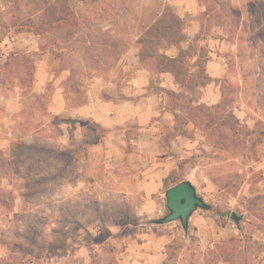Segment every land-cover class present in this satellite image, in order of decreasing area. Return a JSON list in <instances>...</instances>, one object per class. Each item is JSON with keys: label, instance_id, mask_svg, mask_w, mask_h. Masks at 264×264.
Returning <instances> with one entry per match:
<instances>
[{"label": "crops", "instance_id": "0c3cea01", "mask_svg": "<svg viewBox=\"0 0 264 264\" xmlns=\"http://www.w3.org/2000/svg\"><path fill=\"white\" fill-rule=\"evenodd\" d=\"M231 1L234 6L241 5L237 0ZM240 1L260 10L264 6V0ZM169 4L175 15L185 21V38L179 44L157 48V53L187 64L185 74L187 82H192L191 88L181 81L174 69H152L147 65L148 61H142L140 41L120 54L106 76L87 77L85 73H79L78 81L82 83L79 90L72 85L76 68L62 62L51 47L43 49L32 32L20 30L2 42L0 55L3 57L4 54V59L9 53L10 57L26 55L33 58L35 79L32 90L47 91L48 94L44 112L35 108L37 115L49 123L48 130L45 133L36 131V134L46 135V150L50 156L55 157L54 152H61L65 159L62 172L56 173L53 167L57 164L52 163L45 177L33 179L65 184L60 191L49 193L53 204L48 207V213L53 215V220L47 229L53 231L60 222L64 231L70 229V221H65V216L58 218L59 221L55 216L70 214L66 205L75 195L79 200V215L84 218L78 220L77 240L72 242L68 233L67 241L57 249L60 253H51L48 261L41 255L25 253L21 236L12 239L8 235L12 225L21 229L17 217L27 211L24 196L14 189L10 194L11 203L7 205L0 196V264H90L93 259L90 253L99 243L94 240L103 227L109 232L105 240L111 245H116V240L124 242L117 255V264H164L168 241L164 233L166 226L153 222L163 208L164 183L187 155L200 148L199 144L208 150H218L211 140L212 130H224L228 142L221 150L228 153L227 159H234L230 153L236 151L245 159L247 150L254 147L251 160L258 169L255 182L264 188V98L260 84L264 67L251 68L253 83L247 82L244 73L249 64L238 62L236 42H231L228 33L216 25L205 0H169ZM260 16H264L263 12ZM189 42L194 46L183 59L181 49L188 47ZM198 63L206 76L202 81L195 72ZM82 71L84 68L77 69V72ZM229 82L238 86L231 100L227 99L225 89ZM249 86L250 92L246 89ZM14 95H19L18 90ZM28 97L8 106L11 97L0 94V130L2 122L6 125L8 115L15 113L21 118V113L29 108ZM6 107H10L8 111H4ZM241 130L256 133L254 144L248 143ZM4 134L22 138L17 131L6 130ZM35 148L40 152L45 149ZM16 171L8 182L26 180ZM104 201L108 206L120 208L119 214L132 215L134 221L103 220L99 216L103 213ZM61 202L63 206H57ZM36 208L41 213L37 206L33 210ZM88 214L94 215L95 219H86ZM192 224L199 235L196 244L201 248L229 244L241 231L240 226L234 227L229 221L217 222L215 216L199 215ZM126 230L131 232L124 233ZM258 231L264 242L263 231ZM181 243L185 246L184 243L189 241L185 239ZM229 262L220 259L215 264Z\"/></svg>", "mask_w": 264, "mask_h": 264}, {"label": "rangeland", "instance_id": "374dc122", "mask_svg": "<svg viewBox=\"0 0 264 264\" xmlns=\"http://www.w3.org/2000/svg\"><path fill=\"white\" fill-rule=\"evenodd\" d=\"M205 1L208 4V13L215 20L216 25L221 26L228 33L231 42H236L235 53L238 62L249 64V69L244 74H247V82L253 83L251 68L257 70V66L264 67V16H260L261 12L264 14V6L260 10L240 0H237L241 3L240 6L232 5L231 0ZM54 5H60L63 13L77 6L73 8L78 11L75 21L71 18L66 23H62L61 27L49 31L34 30L33 27L39 25L42 20L51 19L50 8ZM174 15L169 0H0V51L2 42L15 36L18 28L22 27L23 31H30L38 37L43 49L47 46L51 47V51L58 53L62 62L70 63L76 68L75 81L72 85L79 90L81 83L78 81L79 73H85L87 77L95 74L106 76L120 54L135 42L151 38V47L165 49L171 44L184 40L185 21L179 19L178 22ZM193 46L194 43L189 42L188 47L181 49L183 59ZM9 54L5 59L4 54L3 57L0 55V94L5 98L11 97L8 106L15 105L14 101L21 102L25 96H29L30 104L23 114L20 112L21 118L19 114H10L6 125L4 126L3 122L1 124L3 128L0 130V196L4 198L6 205L11 203L10 194L14 189L19 190L24 196L23 203L27 211L17 217L22 225L21 229L18 227L15 229L12 225L8 235L12 239L21 236L26 246L23 248L25 253L41 255L43 259L48 260L51 253H60L57 249H61L63 242L67 241L68 233L72 242L77 240L78 220L83 219L84 216L79 215V200L75 195L69 201V205H66L70 214L55 216L57 221L61 216H65V221H70V229L64 231L61 222L53 231L47 229L48 223L53 220V215L48 213V207L53 204L49 193L52 190L60 191L65 184L33 179L36 176L45 177L52 163L57 164L53 167L56 173L62 172L65 159L61 152H54L57 156L52 157L46 150L48 144L44 133L48 130L49 123H46L47 120L43 116L40 118L37 115L35 108L44 112L43 107L48 94L47 91L38 93L32 90L35 79L32 71L33 58L26 55L10 57L11 53ZM186 65L181 62L174 67L179 78H182ZM80 67L84 68V71L77 72ZM260 84L263 86L261 96L264 98V72ZM225 86L227 99L231 100L238 91V86L231 82ZM14 87H18L16 89L19 92L18 96L14 95L16 92ZM246 89L249 92L251 90L250 86ZM9 108L6 107L4 111H8ZM6 130H12L14 133L17 131V134L21 133L22 138L18 135L16 137L5 135ZM40 130L44 133L37 135L36 131L40 132ZM30 133L32 136H29ZM211 133V140L218 150H208L199 144L200 148L187 155L179 168L164 183L161 195L163 208L156 218L167 212L164 191L178 183L177 181L185 179L192 181L197 194L210 205L209 209L198 208L190 215L186 231L178 220L164 223L166 226L164 233L168 240L164 264H215L220 259L229 260L228 264H264L262 263L264 255L261 256L264 242L257 233L260 232L258 230H262L264 234V194L262 193L264 188L255 182L258 178V169L251 160L255 153L254 147L251 146L247 150L248 156L245 159L240 158L237 151L230 153V157L234 159H227L228 153L221 150L228 142L224 130H212ZM241 133L246 135L248 143L254 144L256 141L254 131L241 130ZM35 147L45 149L40 152ZM190 163L195 165L191 166ZM14 170L26 180L8 182L10 177L14 176ZM239 191L241 192L238 193ZM244 192H248L249 195ZM104 202L103 213L99 216L103 220L113 218L117 222L134 221L132 215L119 214L120 208L108 206L106 201ZM57 204L54 205L63 206L62 202ZM36 206L40 208L41 213L37 208L33 210ZM233 211L242 216L238 225L241 231L230 240L229 244H218L214 248L198 247L196 241L199 235L192 221L199 215L215 216L217 222L229 221L235 227V222L230 219V213ZM86 219L92 221L95 216L88 214ZM130 232V230L124 231V233ZM108 235L109 232L105 227L100 229L94 240L99 242L98 246H94L90 253L93 255L90 264H117V255L124 242L116 240L114 241L116 245H111L109 240H105ZM185 239L189 243H184L183 246L181 241ZM54 246H57L56 249Z\"/></svg>", "mask_w": 264, "mask_h": 264}, {"label": "water", "instance_id": "95a60500", "mask_svg": "<svg viewBox=\"0 0 264 264\" xmlns=\"http://www.w3.org/2000/svg\"><path fill=\"white\" fill-rule=\"evenodd\" d=\"M165 206L167 212L159 218L153 220L154 223L164 224L178 220L184 229L188 228L190 215L198 208L209 209L210 205L197 194L195 186L188 179L181 180L164 191ZM241 215L234 211L230 213L232 219L238 226Z\"/></svg>", "mask_w": 264, "mask_h": 264}, {"label": "trees", "instance_id": "16d2710c", "mask_svg": "<svg viewBox=\"0 0 264 264\" xmlns=\"http://www.w3.org/2000/svg\"><path fill=\"white\" fill-rule=\"evenodd\" d=\"M82 3H84V2H82ZM73 8L74 7H72V10H70V11L68 10L67 12L65 11V13H63L60 5L52 6L50 8L51 19L42 20L41 23L39 25H35V27H33V29L36 30L37 32L49 31L52 28L61 27L62 23H66L71 18L75 21V15L78 13V11L74 10L75 8H77V6L74 9ZM174 16H175V19H177V21L179 22V18L176 15H174ZM76 25H78V22L76 23ZM31 26H33V25H31ZM148 29H150V28L148 27ZM20 30H22V27H19L17 31H20ZM140 42L142 43V48L140 51V58L144 62L148 61L147 65L152 69L154 68V69H172L173 70L176 65H178L182 62L181 59L170 58V57H167L165 55L158 54L157 48L151 47V45H152L151 44L152 43L151 38H144V39L140 40ZM196 71H197V78L200 81H202L203 79L206 78V76L203 72V69L199 63L196 65L195 72ZM181 81L188 88L192 87V82H190V83L187 82V76H186L185 72L182 74ZM177 182H179V181H177Z\"/></svg>", "mask_w": 264, "mask_h": 264}]
</instances>
